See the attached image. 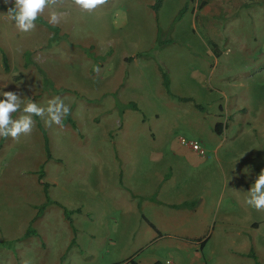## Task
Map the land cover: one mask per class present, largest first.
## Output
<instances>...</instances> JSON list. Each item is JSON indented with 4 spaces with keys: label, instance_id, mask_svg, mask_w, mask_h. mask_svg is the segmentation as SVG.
Returning a JSON list of instances; mask_svg holds the SVG:
<instances>
[{
    "label": "rangeland",
    "instance_id": "obj_1",
    "mask_svg": "<svg viewBox=\"0 0 264 264\" xmlns=\"http://www.w3.org/2000/svg\"><path fill=\"white\" fill-rule=\"evenodd\" d=\"M157 1L151 7H129L127 0H108L89 13L73 0H62L56 7L64 13L59 24L48 22L46 9L35 21V29L22 33L7 15L14 0L7 4L0 0V90L22 93L25 99L45 107L49 99L59 96L71 109L63 127H47L43 119L34 117L30 135L18 140L0 137V264H22L23 260L31 264H166L168 260L174 264H255L248 257L249 246L264 264V214L252 207L249 245L246 236L240 237L244 250H239L236 240L224 247L221 238L206 231L209 211L204 212L208 206L198 216L179 219L172 212L167 219V213L159 214L149 205L148 217L157 227L143 221L131 231L122 230V220L118 212H113L110 185L117 178L112 159L120 164L128 155L122 152L135 154L137 147V153L143 151L136 158L137 165L144 168L146 150L166 147L167 135L162 137L161 133L171 115L168 109L156 112V117L152 103H148L152 94L133 100L137 109L130 102L131 88L148 91L143 80L147 72L152 77L150 83L152 74L165 75L162 95L167 87L180 95L191 87L184 84L187 79L193 74L205 75L212 67V85L222 89L229 80L242 81L247 101H252L250 109L253 112L258 106L264 116V3L244 9L230 26L224 24L223 38L214 46L199 28L195 32L190 29L189 14L176 20L183 7L181 0L161 2L160 11L154 12L151 8ZM117 9L126 10L125 27L112 23ZM210 48L218 55L215 67ZM130 57L132 60H128ZM134 71L136 78L132 77ZM199 79L203 81L202 76ZM239 92L244 96L245 92ZM211 100H215L214 95ZM192 105L182 108L189 113ZM215 108L213 105L206 112L213 115ZM18 115L14 113L13 118ZM151 132L157 141L149 144L142 135L148 137ZM172 132L188 142L196 140L208 153L200 131L193 125L177 123ZM128 159L136 162L135 156ZM260 164L264 166V156ZM97 181L104 185L99 203L91 196L97 193ZM42 183H47L49 201L56 199L62 206L70 201L75 207L86 199L92 202L93 210L81 206L85 215L73 213L66 222L61 209L43 208L48 203ZM83 183L90 185L88 199ZM251 185L250 180L248 189ZM103 197L104 204H110L105 206L107 216L101 213ZM38 207L43 208L39 213L46 214L41 221L33 222L30 219ZM70 233L73 244L68 246L65 241ZM199 238H208L202 248Z\"/></svg>",
    "mask_w": 264,
    "mask_h": 264
},
{
    "label": "crops",
    "instance_id": "obj_2",
    "mask_svg": "<svg viewBox=\"0 0 264 264\" xmlns=\"http://www.w3.org/2000/svg\"><path fill=\"white\" fill-rule=\"evenodd\" d=\"M153 1L132 0L130 2V0H127L126 4L128 3L129 7L139 5L151 7ZM165 1L162 0V4ZM180 3L183 4V7H186L185 14L190 15V29L195 32L199 28L208 37L209 42L216 46L219 38H223V32L221 33V31L225 28L224 24L227 23L230 26L240 12L251 5H261L264 0H181ZM159 11L160 8L157 12ZM125 12L126 10L119 9L114 11L113 17L115 19L112 22L114 27H118L119 23H122V27L128 24ZM156 32H158L157 27ZM135 44V42H131V45ZM211 50L210 48L209 53L211 60L213 58V66L215 67L218 55ZM130 60H132V57H130ZM147 73L144 74L143 80L148 86V91L131 88L129 92L131 94L130 102H132L133 108L137 109L138 105L133 100L138 101L144 95L149 96V94H152L153 96L148 100V103H152L155 110L153 114L156 117H159L156 112L165 113L168 109L171 115H168L169 120L167 119L166 124H164L166 129L161 133L162 137L165 134L167 135L166 147L162 150L157 148L146 150L147 165L144 168L140 164L137 165L139 162L136 161V158L143 153V151L137 153V147L134 149L135 154L126 150L122 152L128 155L121 158L120 164L116 162L115 158L112 159L117 181L115 184L110 185V191L114 194L113 212H118L122 220V230L131 231L136 227V224L143 221L155 227L156 225L150 221L146 210V206L149 205L152 209H157L159 214L167 213L165 214L167 219H171L170 214L172 212H176L179 219H183L184 216L190 214L198 216V212L203 211L208 206V209L204 212L205 215L209 211V217H207L209 226L206 231L213 232L214 236L221 238L224 247L225 244L232 246L234 240H236L235 242L240 245L239 250H244V241L240 237L246 236L249 245L250 231L254 223H251L250 219L251 207L245 203L247 191L249 190L248 186L250 180L253 183L260 170L264 168L263 164H260L261 158L264 156V116L261 112H258V106L256 109L253 108V112L250 109L252 101H247L249 97L246 95V86L242 81L235 82L227 79L229 80L227 81L228 85L222 89L212 85V67L207 73L208 75L193 74L190 79H187L184 84L190 83L191 87L188 91L184 89V93L180 95L171 93L168 87L166 90L164 89L165 92L162 95V86L165 88L166 83L165 75L160 73L154 76L152 74L154 79L150 83L152 77L149 78ZM136 74L137 72L134 71L132 77L136 78ZM201 76L203 81H199ZM239 91L245 92L244 96L240 95ZM212 95L215 96L214 101L211 100ZM164 101L169 102L164 103ZM188 103L193 105L191 106L192 110L186 113L182 105ZM195 105L200 106V109ZM213 105L216 108L213 115H211L206 111ZM254 107H256V104H254ZM156 109H161V111ZM208 115L214 117V119L208 121L211 118ZM177 123L191 124L196 130L200 131L199 137L202 138L208 153L203 148L205 155L200 156L187 146H183L180 143V138L172 132L173 125ZM218 124L220 125V134L216 132L217 127H215ZM142 138L149 144L150 141H157L153 132L148 134V137L142 135ZM194 142L197 141L194 140ZM134 156L135 163L132 161L133 159H128L129 157L134 158ZM251 160H253V164H251ZM120 173H122L121 179L119 177ZM207 186L212 191H209ZM96 187L97 193L91 195V193H87V190L90 189L89 183H83V193L87 199L91 195L99 203L104 185L98 184L97 181ZM208 191L210 194H208ZM87 201L83 199L82 204L75 207L73 206L74 203L70 201H66L65 205L70 207L69 210H79L75 213L85 215L81 211V206L90 209L89 212L93 210L91 207L92 202ZM47 203V206L43 207L44 209L52 206L61 209L57 205L59 202L56 199L55 201L48 200ZM106 205L110 204H104L103 197L101 213L106 211ZM39 208L41 207L37 208L30 219L31 221L34 222L36 219L41 221L40 218L45 216L46 212L44 214L39 213ZM262 211L264 214V210ZM108 214L104 213L105 216ZM62 215L65 221L69 222L63 213ZM53 216H55V213H53ZM69 227L72 229L73 226L70 225ZM70 237L71 233L66 235L65 242L69 243L68 246L73 242V238ZM231 239L232 242H230ZM207 240L208 238L204 240L199 238L197 242L202 248ZM221 250L225 251L224 248ZM251 251L255 254L254 248L249 246L248 254ZM248 257L251 258L250 255Z\"/></svg>",
    "mask_w": 264,
    "mask_h": 264
},
{
    "label": "clouds",
    "instance_id": "obj_3",
    "mask_svg": "<svg viewBox=\"0 0 264 264\" xmlns=\"http://www.w3.org/2000/svg\"><path fill=\"white\" fill-rule=\"evenodd\" d=\"M9 0H5L7 4ZM108 0H73V3L82 11L93 12L107 4ZM62 0H14V6L8 9V18L15 22L19 32L29 33L36 27L35 21L46 9L49 10L48 22L59 24L64 13L56 10ZM99 71V68L96 69ZM5 85L4 87H6ZM22 93L0 90V137L18 140L22 135L28 136L35 127L34 117L43 119L45 126L57 125L63 127V120L70 114V107L59 96L47 101L41 106L31 99H25ZM14 113H19L13 118ZM245 203L257 211L264 210V168L260 170L247 191ZM22 264H31L23 260ZM171 264V260L166 261Z\"/></svg>",
    "mask_w": 264,
    "mask_h": 264
},
{
    "label": "trees",
    "instance_id": "obj_4",
    "mask_svg": "<svg viewBox=\"0 0 264 264\" xmlns=\"http://www.w3.org/2000/svg\"><path fill=\"white\" fill-rule=\"evenodd\" d=\"M160 3H161V1L158 0V1H157V5H155V7H152L154 12H157V11H158V8L160 7ZM185 11H186V7H183V8L179 11L176 20L181 19L182 16L185 14ZM128 60H130V58H128ZM4 65H5V70H8V68L6 67V62H4ZM17 78H19V76H18ZM195 106H196L197 108L200 109V106H198V105H195ZM219 126H220L219 124H218V125H215V127H217L216 132H217L218 134L221 133V131H220V127H219ZM46 186H47V184L44 183V184H43V191H44L45 199H46V201H48L49 198H48V194H47V191H46V189H47ZM57 205H58L59 207H61V209H62V211H63V214H64V216H65V218H66L67 220H70V215H71V214H73V213L79 211V210H68V209H66L64 206H62V205H60V204H57ZM41 209H43V208H39V211H40ZM71 244H73V242H72ZM250 253H251L250 256H251V258L254 260L255 264H260V263L257 261V257H256V255L254 254V252L251 251ZM132 263H133V262H132Z\"/></svg>",
    "mask_w": 264,
    "mask_h": 264
},
{
    "label": "built area",
    "instance_id": "obj_5",
    "mask_svg": "<svg viewBox=\"0 0 264 264\" xmlns=\"http://www.w3.org/2000/svg\"><path fill=\"white\" fill-rule=\"evenodd\" d=\"M180 143L183 146H187L189 149H191L193 152L197 153L200 156L205 155L203 148L200 146L198 142H188L184 138H180ZM171 264H174V263L171 262Z\"/></svg>",
    "mask_w": 264,
    "mask_h": 264
}]
</instances>
